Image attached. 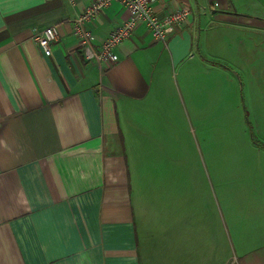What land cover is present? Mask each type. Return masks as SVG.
<instances>
[{"label":"crops","instance_id":"crops-1","mask_svg":"<svg viewBox=\"0 0 264 264\" xmlns=\"http://www.w3.org/2000/svg\"><path fill=\"white\" fill-rule=\"evenodd\" d=\"M103 1L0 0V264H264L256 174L230 190L222 222L221 205L218 218L180 205L173 219L164 204L146 263L123 134L179 130L238 80L264 131V0H153L159 16L187 6L190 20L166 43L139 26L112 66L88 61L74 35ZM128 18L103 6L86 24L94 46ZM51 27L45 52L34 37Z\"/></svg>","mask_w":264,"mask_h":264},{"label":"rangeland","instance_id":"rangeland-1","mask_svg":"<svg viewBox=\"0 0 264 264\" xmlns=\"http://www.w3.org/2000/svg\"><path fill=\"white\" fill-rule=\"evenodd\" d=\"M238 87L233 96L232 90L222 92L220 106H206L199 115L189 111L179 130L161 124L149 131H123L146 263L155 227L150 220L161 218L163 211L165 216L164 204L173 219L180 205L216 217L221 205L222 222L230 190L245 187L252 181L246 176L253 174L258 180L253 181L264 185V131L239 80ZM137 136L140 142L133 143Z\"/></svg>","mask_w":264,"mask_h":264},{"label":"built area","instance_id":"built-area-1","mask_svg":"<svg viewBox=\"0 0 264 264\" xmlns=\"http://www.w3.org/2000/svg\"><path fill=\"white\" fill-rule=\"evenodd\" d=\"M112 1L124 6L129 13V18L115 29L105 42L96 47L92 42L91 32L86 29V24L96 17L103 6ZM69 2L75 4L76 0H69ZM152 3L153 0H104L87 8L74 21V35L78 39L79 48L83 51L85 58L88 61L112 66L116 63L115 50L131 38L139 26L144 24L155 41L166 43L169 37L180 31L191 18V10L187 6H182L162 17L156 13ZM34 39L45 52H49L52 44L58 39V33L56 28L51 27L37 33Z\"/></svg>","mask_w":264,"mask_h":264}]
</instances>
